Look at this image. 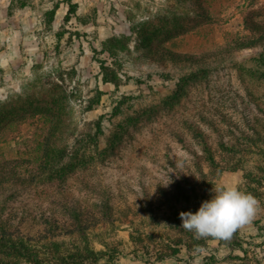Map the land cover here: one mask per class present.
<instances>
[{
	"label": "rangeland",
	"instance_id": "rangeland-1",
	"mask_svg": "<svg viewBox=\"0 0 264 264\" xmlns=\"http://www.w3.org/2000/svg\"><path fill=\"white\" fill-rule=\"evenodd\" d=\"M203 3L208 17L198 18L176 0H0V102L38 100L59 85L62 129L49 158L88 161L64 185L49 183L41 122L8 126L0 223L10 264H35L33 255L58 264L84 247L71 210L98 264H264V0ZM171 11L192 23L164 45L190 58L147 56L134 31ZM103 66L119 87L103 81ZM15 106L11 117L23 113ZM233 172L242 175L235 188L258 201L238 227L249 259L216 239L199 253L150 257L186 239L179 214L197 211Z\"/></svg>",
	"mask_w": 264,
	"mask_h": 264
},
{
	"label": "trees",
	"instance_id": "trees-1",
	"mask_svg": "<svg viewBox=\"0 0 264 264\" xmlns=\"http://www.w3.org/2000/svg\"><path fill=\"white\" fill-rule=\"evenodd\" d=\"M180 5H189L191 9H195L197 11L198 18L208 17L206 9L204 7L205 0H176ZM186 21V22H185ZM192 23L191 16L186 14L182 16L177 14L174 11H171L170 14L163 15L157 19L156 22H143L140 24L139 29L135 30L134 33L139 35L140 40H144L146 43V49L148 51L147 56L150 57H160L162 60L166 59H188L190 57L177 54L173 51L167 49L164 45L165 42H169L178 36H181L188 32L189 26ZM255 27L259 26L255 24ZM116 42V40L111 39L109 43ZM103 73V81L105 83H112L116 87H119L118 77L115 75H111L109 70L102 67ZM196 76V75H195ZM59 85H49V88L45 90L43 87L41 90L42 96L38 100L32 99L31 96H35L34 94L21 96L18 102H0V141L7 140L8 133L6 132L8 126L11 123H19L23 122L30 116V118L34 117L35 120L41 122L42 127L46 131V135L42 134L37 136L41 137L42 140L38 142L37 149L43 150L47 155L54 151L57 148V133L62 129V126L58 123L60 121L59 116V107H61V101L64 98L63 96H57V90L59 89ZM51 93V95L56 97H48L46 94ZM15 106V110H20L21 115L19 117H11L9 114V110H11ZM18 139V137H17ZM59 151V150H58ZM64 151V150H62ZM50 155V154H49ZM45 158L39 161V167L44 170V172H49L47 176H45V181L49 183H57L60 186L64 185L66 180L68 179V175L77 168V166H84L88 163V161L84 158L76 159L71 158L68 163L64 164V160L62 157H50ZM71 172V173H70ZM70 173V174H69ZM67 208V207H66ZM72 219L75 221L78 231L81 235L82 241L84 243V247H76L75 254H66L59 256L57 260L58 264H98L101 255L97 253L94 249H92L89 245V241L87 238L86 232L81 228V215L77 210H71L69 213ZM4 223H0V264H10L7 259L11 256L8 252L11 244L8 241V231L5 227ZM187 237L184 241H176L175 248H168L169 245L165 246L167 250L159 251L158 254L150 256L156 262H162L166 259L176 258L181 251V247L186 248L189 254L192 252L199 253V251L204 250L208 246V241L211 239L219 240L220 245L226 246L232 252L236 250L241 251L245 257L242 260H248V252L243 248L242 241L238 236V228L233 232L229 239H217V238H195L192 232L187 231ZM20 250H26V247L22 244H18ZM27 254L18 255L21 259L26 258ZM29 263L35 264H44L45 261H41L38 256L33 255L31 260H28ZM254 264H260L259 261L254 260Z\"/></svg>",
	"mask_w": 264,
	"mask_h": 264
},
{
	"label": "clouds",
	"instance_id": "clouds-1",
	"mask_svg": "<svg viewBox=\"0 0 264 264\" xmlns=\"http://www.w3.org/2000/svg\"><path fill=\"white\" fill-rule=\"evenodd\" d=\"M210 199L202 201L197 211L179 214L180 228L195 238L229 239L233 232L254 218L258 201L235 187H213Z\"/></svg>",
	"mask_w": 264,
	"mask_h": 264
},
{
	"label": "crops",
	"instance_id": "crops-1",
	"mask_svg": "<svg viewBox=\"0 0 264 264\" xmlns=\"http://www.w3.org/2000/svg\"><path fill=\"white\" fill-rule=\"evenodd\" d=\"M242 175L240 173H230V174H225L222 178H221V183L223 185V187L227 186V187H235V185L241 180Z\"/></svg>",
	"mask_w": 264,
	"mask_h": 264
}]
</instances>
